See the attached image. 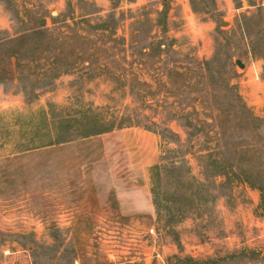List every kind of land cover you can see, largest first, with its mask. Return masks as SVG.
Masks as SVG:
<instances>
[{
  "label": "rangeland",
  "instance_id": "obj_1",
  "mask_svg": "<svg viewBox=\"0 0 264 264\" xmlns=\"http://www.w3.org/2000/svg\"><path fill=\"white\" fill-rule=\"evenodd\" d=\"M261 145L264 0H0V264H264Z\"/></svg>",
  "mask_w": 264,
  "mask_h": 264
},
{
  "label": "crops",
  "instance_id": "obj_2",
  "mask_svg": "<svg viewBox=\"0 0 264 264\" xmlns=\"http://www.w3.org/2000/svg\"><path fill=\"white\" fill-rule=\"evenodd\" d=\"M128 132V134H130V135H132V136H134L133 138L132 137H130V138H132V140H131V142L132 143H136V148H137V150L139 151V150H141V148H144L145 147V145H143V144H145V142H143V139L142 138H136L135 136H138L139 135V137H145L146 139H148V141H149V147H150V149L152 150V154H151V156L153 157V152L155 151V149H156V146H155V137L153 136V134L151 133V132H141V131H133V130H126V131H124V133H127ZM123 133V132H122ZM136 134H138V135H136ZM136 139L137 140H140V139H142V142H136ZM128 143H130V142H128ZM128 143H127V145H128ZM142 143V144H141ZM142 145V146H141ZM132 148H134L133 146H132ZM135 149V148H134ZM148 156V155H147ZM141 184H143V183H141ZM144 184H145V182H144ZM132 186H136V184H134V185H132ZM140 188H141V191L138 193V194H142V198H144V200H145V204H144V206H146V208H148L149 207V205H150V201H149V196H148V193L146 192V189H144L145 187H143V185H138ZM147 186V185H146ZM137 193V192H136ZM119 195H126L127 197H128V195L127 194H125V193H118ZM130 195H132V194H129V196ZM104 196V195H103ZM126 201L128 202V203H130V202H132L133 200L130 198V197H128V200L126 199ZM124 204V203H123Z\"/></svg>",
  "mask_w": 264,
  "mask_h": 264
},
{
  "label": "trees",
  "instance_id": "obj_3",
  "mask_svg": "<svg viewBox=\"0 0 264 264\" xmlns=\"http://www.w3.org/2000/svg\"><path fill=\"white\" fill-rule=\"evenodd\" d=\"M251 120L254 121V122H258V119H256L255 117H251ZM113 129H115V128H111L108 131H112ZM260 147H264V145H261ZM263 163H264V161H263Z\"/></svg>",
  "mask_w": 264,
  "mask_h": 264
},
{
  "label": "built area",
  "instance_id": "obj_4",
  "mask_svg": "<svg viewBox=\"0 0 264 264\" xmlns=\"http://www.w3.org/2000/svg\"><path fill=\"white\" fill-rule=\"evenodd\" d=\"M150 232H151V233H154V229H151Z\"/></svg>",
  "mask_w": 264,
  "mask_h": 264
},
{
  "label": "water",
  "instance_id": "obj_5",
  "mask_svg": "<svg viewBox=\"0 0 264 264\" xmlns=\"http://www.w3.org/2000/svg\"><path fill=\"white\" fill-rule=\"evenodd\" d=\"M239 65H242L240 62H238Z\"/></svg>",
  "mask_w": 264,
  "mask_h": 264
}]
</instances>
